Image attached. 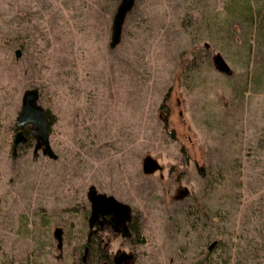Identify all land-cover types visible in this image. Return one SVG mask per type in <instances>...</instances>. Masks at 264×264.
Instances as JSON below:
<instances>
[{
	"label": "rangeland",
	"instance_id": "1",
	"mask_svg": "<svg viewBox=\"0 0 264 264\" xmlns=\"http://www.w3.org/2000/svg\"><path fill=\"white\" fill-rule=\"evenodd\" d=\"M119 2L0 0V264H74L90 185L139 220L104 231L111 260L264 264V33L257 47L236 0H135L112 43ZM28 88L55 159L33 154L30 123L13 155Z\"/></svg>",
	"mask_w": 264,
	"mask_h": 264
},
{
	"label": "water",
	"instance_id": "2",
	"mask_svg": "<svg viewBox=\"0 0 264 264\" xmlns=\"http://www.w3.org/2000/svg\"><path fill=\"white\" fill-rule=\"evenodd\" d=\"M135 0H120L116 7L112 21V43H117L120 38L122 23L125 14L132 8ZM39 91L37 88H28L24 90L21 98V108L16 117V131L13 137V155L17 146L27 141V135L23 126L30 123V130L35 136L36 143L33 147V154H37L41 150L42 154L49 158H57V154L53 151L49 142L48 118L45 109L38 104L37 99ZM157 169H161L159 162L151 155H146L142 159V171L150 174ZM87 198L90 201V212L87 218L89 235L96 229L94 227L101 226L106 221H113L115 231H121L123 235L129 234L128 222L131 219V207L129 204L118 200L111 194L99 192L94 185H90L87 189ZM63 230L56 227L53 236L57 240L58 248L62 247ZM89 239V236H88ZM212 244H210V247ZM88 246H84L82 262H86L88 255ZM113 264H135V255L132 252L116 251L112 256Z\"/></svg>",
	"mask_w": 264,
	"mask_h": 264
},
{
	"label": "trees",
	"instance_id": "3",
	"mask_svg": "<svg viewBox=\"0 0 264 264\" xmlns=\"http://www.w3.org/2000/svg\"><path fill=\"white\" fill-rule=\"evenodd\" d=\"M233 1V0H232ZM234 10L237 11L235 17L246 19L252 27V32L254 34L256 44L258 47L259 37H262L264 33V0H236V4L234 6ZM257 78V76H256ZM220 98L223 100V103L226 104L223 96L220 95ZM165 97L163 102L160 105V109L164 112V126H166L167 118L169 115V108L165 103ZM46 115L48 118V129H50V124L52 122L53 116L50 114L49 110L46 109ZM13 129H16L15 125L12 126ZM24 132L27 135V143L30 139V132L27 128H24ZM25 142V143H26ZM13 145V143H12ZM130 233L139 235V220L135 217V219H131L129 223ZM110 229V225H108L104 229L97 228L95 231L89 235L90 229L88 228L87 237L84 241L83 245L75 247V256L76 260L74 264H113L110 255L107 254L106 249L104 248V244L102 243L104 237V231ZM89 236V239H88ZM88 246V255L86 262H82L80 258V253L82 252V247L84 250V246ZM213 246V245H212ZM211 246V247H212ZM209 245V249H211ZM16 264H25L23 261H18Z\"/></svg>",
	"mask_w": 264,
	"mask_h": 264
},
{
	"label": "flooded vegetation",
	"instance_id": "4",
	"mask_svg": "<svg viewBox=\"0 0 264 264\" xmlns=\"http://www.w3.org/2000/svg\"><path fill=\"white\" fill-rule=\"evenodd\" d=\"M12 148H13V145H12ZM131 219H132V216H131ZM131 219H130V221H131ZM130 221L128 222V228H129V223H130ZM106 224H108V225H110V226H111V225H112V226L114 225L113 221H106V222H105L104 224H102V225H106ZM102 225H101V226H102ZM97 228H99L98 225H97ZM102 228H103V226H102L101 228H99V229H102ZM129 234H130V228H129Z\"/></svg>",
	"mask_w": 264,
	"mask_h": 264
}]
</instances>
